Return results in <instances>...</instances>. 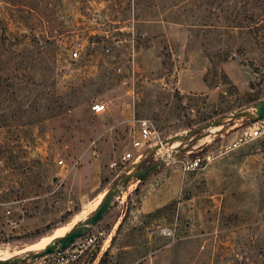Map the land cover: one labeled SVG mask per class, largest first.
<instances>
[{
    "label": "rangeland",
    "instance_id": "obj_1",
    "mask_svg": "<svg viewBox=\"0 0 264 264\" xmlns=\"http://www.w3.org/2000/svg\"><path fill=\"white\" fill-rule=\"evenodd\" d=\"M262 99L264 0H0V260L88 218L136 171L121 158L142 122L145 154L225 117L167 146L176 152L143 181L171 203L137 212L130 180L90 231L104 237L68 264H264V136L230 150L253 125L226 117ZM195 157L202 167L183 172Z\"/></svg>",
    "mask_w": 264,
    "mask_h": 264
},
{
    "label": "water",
    "instance_id": "obj_2",
    "mask_svg": "<svg viewBox=\"0 0 264 264\" xmlns=\"http://www.w3.org/2000/svg\"><path fill=\"white\" fill-rule=\"evenodd\" d=\"M252 108V112L243 110L239 112H234L226 117L230 120L244 118L248 120V122L252 125L264 120V99L253 103ZM224 119L225 117L218 118L212 122L205 123L204 125L200 126L195 130L186 132V134L183 136H173L172 138L163 140L158 145L151 148L148 153H145L141 157L138 164L134 165L133 167L136 168L135 172H133L132 174H121L113 182L112 186L110 187L107 194L104 196L96 210L88 218H86L80 224L76 225L67 234H65L61 238L55 239L52 243L48 244L40 252H31L22 257L0 260V264H26L28 261H35L45 256L68 249L77 239L88 234L91 229L96 226L104 218V216L114 207L116 199L121 193L124 184L128 183L130 180H135L139 183L143 182L150 174L157 171L167 160L161 158L158 162H155L154 164L148 167H142V165L149 157L154 156L158 151H160L164 147L173 146V144L176 142L189 140L192 143V137L195 136L197 132L221 126L224 122ZM175 152H169V156Z\"/></svg>",
    "mask_w": 264,
    "mask_h": 264
},
{
    "label": "built area",
    "instance_id": "obj_3",
    "mask_svg": "<svg viewBox=\"0 0 264 264\" xmlns=\"http://www.w3.org/2000/svg\"><path fill=\"white\" fill-rule=\"evenodd\" d=\"M78 57V52L74 51L72 53L71 58L76 59ZM105 106L100 103H95L92 105V111L96 114H101L104 112ZM152 132L150 131L149 126L146 122L141 123V131L140 137L132 142V147L134 152H127L125 153L121 160L122 162H131L136 163L141 159L144 155L145 149H149L152 144L149 143L152 137ZM264 136V120L253 124L252 129L243 132L238 137H236L231 145L228 147L233 149L235 147L241 146L246 144L247 142L259 139ZM203 159L200 157H195L192 160L185 161L182 163V171L183 172H192L198 170L202 167ZM112 168L117 167V162L111 163ZM105 233L98 231L96 234H92L91 232L86 234L85 236L77 239L68 249L54 253L48 256H45L41 259L35 260V262H29L27 264H68L71 261L76 260L84 252H86L91 246H94L97 239H102Z\"/></svg>",
    "mask_w": 264,
    "mask_h": 264
},
{
    "label": "crops",
    "instance_id": "obj_4",
    "mask_svg": "<svg viewBox=\"0 0 264 264\" xmlns=\"http://www.w3.org/2000/svg\"><path fill=\"white\" fill-rule=\"evenodd\" d=\"M164 154V153H162ZM173 160V162H175ZM139 193H140V203L136 208V211L143 214H148L158 209H161L167 206L173 201L171 198L170 192H168L166 186H157L153 180H146L138 184ZM136 189V190H137ZM122 193V191H121ZM120 193V194H121ZM130 200V197L127 196L126 201ZM127 211H125L120 217H118L116 224L120 223L124 216H126Z\"/></svg>",
    "mask_w": 264,
    "mask_h": 264
},
{
    "label": "trees",
    "instance_id": "obj_5",
    "mask_svg": "<svg viewBox=\"0 0 264 264\" xmlns=\"http://www.w3.org/2000/svg\"><path fill=\"white\" fill-rule=\"evenodd\" d=\"M198 1L200 2L201 6L202 5L211 6V5H214L216 3L217 8L221 9V10H222L223 5L226 3V0L223 1L224 4L222 2L217 3V1H219V0H198ZM247 21H248V29H250L251 24L254 23V20L251 17V18H248Z\"/></svg>",
    "mask_w": 264,
    "mask_h": 264
},
{
    "label": "bare ground",
    "instance_id": "obj_6",
    "mask_svg": "<svg viewBox=\"0 0 264 264\" xmlns=\"http://www.w3.org/2000/svg\"><path fill=\"white\" fill-rule=\"evenodd\" d=\"M173 145H174V147H175V145H178V144H177V142H176V143H174ZM172 147H173V146H172ZM161 151L164 152V155L162 156L163 159H167V160H168V159L171 158V157L169 156V152H168V149H167L166 147L162 148ZM42 250H43V249H42ZM42 250H39V251H33V252H40V251H42ZM7 259H9V258H7Z\"/></svg>",
    "mask_w": 264,
    "mask_h": 264
}]
</instances>
